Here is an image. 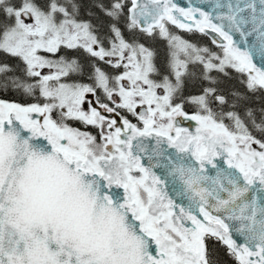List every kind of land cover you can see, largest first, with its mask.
<instances>
[{"label":"snow or ice","instance_id":"obj_1","mask_svg":"<svg viewBox=\"0 0 264 264\" xmlns=\"http://www.w3.org/2000/svg\"><path fill=\"white\" fill-rule=\"evenodd\" d=\"M206 2L0 0V264H264V0Z\"/></svg>","mask_w":264,"mask_h":264},{"label":"water","instance_id":"obj_2","mask_svg":"<svg viewBox=\"0 0 264 264\" xmlns=\"http://www.w3.org/2000/svg\"><path fill=\"white\" fill-rule=\"evenodd\" d=\"M178 2L183 4V5H187L188 3H192L195 5L204 7L205 10H209V11L211 10L210 5L206 2V0H178ZM257 59H259V58H257ZM156 171H157V174L164 175V172L162 170L156 169ZM166 178L169 180L167 187L169 189L170 195H172L173 198L176 199L178 203H183L186 206L187 201L184 198V196L181 195V193L183 191L182 184L179 182L178 179L175 182H173L170 177H166Z\"/></svg>","mask_w":264,"mask_h":264},{"label":"rangeland","instance_id":"obj_3","mask_svg":"<svg viewBox=\"0 0 264 264\" xmlns=\"http://www.w3.org/2000/svg\"><path fill=\"white\" fill-rule=\"evenodd\" d=\"M179 34V33H178ZM181 35V34H180ZM183 36V35H182ZM184 38H186V36H184ZM187 39V38H186ZM198 45V44H197ZM201 46H203V45H207V46H209V47H212L211 45L212 44H205V43H203V44H200ZM152 48H154V46H152V45H150ZM212 48H215V47H212ZM155 50H156V53H157V63L158 64H162L163 62H164V60H165V58H166V45H165V43L162 41V49H156V48H154ZM238 82L237 81H235V80H225L224 81V83H223V85H222V88L225 90V91H227L228 89H230V88H233V87H235V88H241V85H239V83L237 84ZM190 85V87H194V91L193 92H191V95H196V94H198L199 93V91H200V87H199V85L198 84H189ZM195 86H198L197 88H195ZM257 98H259V97H255V99H251L252 101H254L255 100V104L257 103V102H261V103H263L264 101L262 100V99H257ZM251 100H250V102H251Z\"/></svg>","mask_w":264,"mask_h":264},{"label":"flooded vegetation","instance_id":"obj_4","mask_svg":"<svg viewBox=\"0 0 264 264\" xmlns=\"http://www.w3.org/2000/svg\"><path fill=\"white\" fill-rule=\"evenodd\" d=\"M94 22H96V23H106V20H105V18L99 17V19L95 20ZM175 31H177L179 34H181L183 36H186V38L188 40H190L191 42L196 43L198 45L203 44V43H205V44H209L210 43L211 44V39H210L209 36H204V35H202L200 33L189 34V33H186V32H180L179 30H175ZM151 45L154 46V48H156L158 50L162 49V41H157L155 43H152ZM211 46L215 47L214 45H211ZM233 75H235V74H233ZM233 80H235V79H233ZM197 87L198 86H195V88H197ZM194 90H195L194 87H190V85H189L188 88L186 89V94H191V92H193ZM189 111H192V109H189ZM193 125H194V122H193ZM184 126H187V123H185ZM193 130H194V128H193Z\"/></svg>","mask_w":264,"mask_h":264},{"label":"trees","instance_id":"obj_5","mask_svg":"<svg viewBox=\"0 0 264 264\" xmlns=\"http://www.w3.org/2000/svg\"><path fill=\"white\" fill-rule=\"evenodd\" d=\"M83 2H84V5H85V8H87L89 5H90V3H91V0H83ZM99 17H102V18H104L102 15H100ZM85 18H87L86 16H85ZM95 21V20H94ZM101 21V20H100ZM252 99H255V97L254 98H252ZM257 99H262L263 101H264V98H257ZM255 102V100L254 101H252L251 100V104L253 105V106H255V107H259L262 103L261 102H257L256 104L254 103ZM264 103V102H263ZM219 258H220V260L223 262V264H232V261H231V259L224 253V251H223V248H220L219 249Z\"/></svg>","mask_w":264,"mask_h":264}]
</instances>
